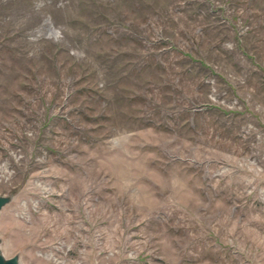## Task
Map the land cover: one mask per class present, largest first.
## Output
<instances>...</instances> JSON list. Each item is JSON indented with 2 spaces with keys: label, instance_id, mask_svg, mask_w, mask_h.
<instances>
[{
  "label": "rangeland",
  "instance_id": "rangeland-1",
  "mask_svg": "<svg viewBox=\"0 0 264 264\" xmlns=\"http://www.w3.org/2000/svg\"><path fill=\"white\" fill-rule=\"evenodd\" d=\"M0 254L264 264V0H0Z\"/></svg>",
  "mask_w": 264,
  "mask_h": 264
},
{
  "label": "water",
  "instance_id": "water-1",
  "mask_svg": "<svg viewBox=\"0 0 264 264\" xmlns=\"http://www.w3.org/2000/svg\"><path fill=\"white\" fill-rule=\"evenodd\" d=\"M9 200L8 197L0 195V209L2 208V206ZM0 264H18L17 258L15 255L8 257V258H4L1 254H0Z\"/></svg>",
  "mask_w": 264,
  "mask_h": 264
}]
</instances>
